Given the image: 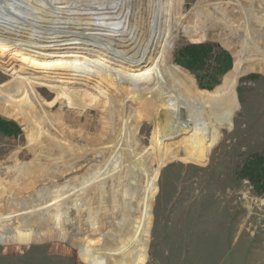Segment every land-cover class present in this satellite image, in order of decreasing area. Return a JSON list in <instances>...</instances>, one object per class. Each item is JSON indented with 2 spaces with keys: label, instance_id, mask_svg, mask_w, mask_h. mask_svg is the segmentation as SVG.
<instances>
[{
  "label": "bare ground",
  "instance_id": "1",
  "mask_svg": "<svg viewBox=\"0 0 264 264\" xmlns=\"http://www.w3.org/2000/svg\"><path fill=\"white\" fill-rule=\"evenodd\" d=\"M177 1L0 0V49L24 63L26 56L61 58L53 67L65 71L58 72L119 87L101 103L94 127L86 111L93 102L80 93L68 98L76 110L64 115L50 111L60 88L46 86L49 104L31 82L24 95H8L30 159L14 153L0 163V203L23 243L57 241L107 261L123 258L151 222L155 158L174 150L181 135L203 157L239 109V79L264 76V0H197L180 16ZM184 20L199 35L214 34L234 60L211 91L169 59ZM144 121L157 125L151 147L140 136Z\"/></svg>",
  "mask_w": 264,
  "mask_h": 264
},
{
  "label": "rangeland",
  "instance_id": "2",
  "mask_svg": "<svg viewBox=\"0 0 264 264\" xmlns=\"http://www.w3.org/2000/svg\"><path fill=\"white\" fill-rule=\"evenodd\" d=\"M196 2L178 0L177 14H185ZM209 36L199 35L184 20L169 51L170 61L206 91L222 84L234 62L231 54L212 38L214 34ZM193 45H204L196 53L201 55L196 67L192 64H197L199 55L183 53ZM26 57L28 61L24 63L14 52L0 49V90L6 93L0 95V163L14 153H20L24 161L30 159L27 138L22 127L12 120L8 101V95H24L28 87L24 83L41 85L38 89L46 104L54 98L46 86L60 88L63 95L50 110L53 114L76 110L68 104V98L74 93L84 95L86 101L93 102L86 110L90 127L98 126L105 97L119 88L114 81L99 88L95 77H71V73L58 72L65 71L53 67L60 64L61 58L42 62ZM236 95L239 109L231 125L221 127L219 137L203 157L193 155L185 135H181L174 150L155 158L151 222L146 224L143 238L123 258L107 261L96 253L57 241L25 244L7 224L0 203V264H264V190L249 179L248 169L264 165V76L252 73L241 77ZM141 127V138L147 146H153L156 122L144 121ZM12 176L6 174L4 178L11 182Z\"/></svg>",
  "mask_w": 264,
  "mask_h": 264
},
{
  "label": "trees",
  "instance_id": "3",
  "mask_svg": "<svg viewBox=\"0 0 264 264\" xmlns=\"http://www.w3.org/2000/svg\"><path fill=\"white\" fill-rule=\"evenodd\" d=\"M203 47H204V45H198V46L197 45H193L191 47H188L189 50H187V51L186 50H183V53H185L186 55L187 54L191 55L190 57H192V56H198L199 54L196 55V53L197 52H200L202 50L201 48H203ZM200 56L201 55L198 56L199 57V60H196V63L197 64H192L194 67H196V65L198 66V64H200V60H201ZM202 62L203 61H201V64H202ZM228 63H229V61H228ZM189 68L192 69L191 66H189ZM206 69H208V68H206ZM199 85L201 87H206L204 84H202L200 82H199ZM1 125L9 127V124H6V123H1ZM248 169H249V172H251V174H250L251 177L249 179H253L254 182L257 184L258 189L261 190V191H263L264 190V165H262V167L259 166V168L257 166H255V167H248Z\"/></svg>",
  "mask_w": 264,
  "mask_h": 264
}]
</instances>
